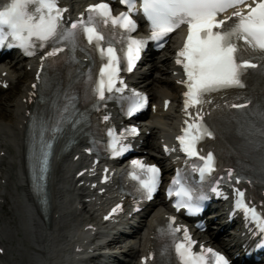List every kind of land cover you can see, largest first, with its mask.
I'll return each instance as SVG.
<instances>
[{
  "label": "snow or ice",
  "instance_id": "obj_1",
  "mask_svg": "<svg viewBox=\"0 0 264 264\" xmlns=\"http://www.w3.org/2000/svg\"><path fill=\"white\" fill-rule=\"evenodd\" d=\"M137 2L120 0L127 11L119 15H113L107 3L90 5L86 18L82 15L70 26H65L67 9L60 7L59 0H11L10 5L0 11V47L7 40L9 47H19L28 56L35 55L37 49L49 48L42 57V70L66 60L79 63L75 58L76 51L85 52L95 66V73L88 69L85 82L93 106L99 110L100 102L106 103L114 93L123 92L126 85L120 72L133 70L148 42L133 38L132 34L137 30L134 15H143L149 24L150 39L160 47L166 37L186 26L187 34L176 54V64L183 68L185 76L181 83L186 88L184 111L188 119L182 129L183 135L177 140L187 157L202 161L194 171L203 179L216 170L213 153L204 154L198 148L202 140L214 137L213 126L209 123L214 115L236 109L254 122L258 119L259 135L264 140V95L254 103L252 97L243 91L249 88V78L259 76L264 79V0H139V9ZM229 10L232 11L227 19L220 18ZM38 79L42 77L38 76ZM132 95L129 116L142 110L147 103L146 96L136 92ZM75 99L74 96L65 99L58 112L61 118L54 125L49 124L47 118H37L34 161L41 182L48 171L55 134L63 130V123L73 122L69 117L75 111ZM103 119L107 121L108 117ZM136 131L133 128L126 133L136 134ZM108 135L111 137L108 147L114 155L119 156L127 150L121 144L125 134L117 136L109 130ZM133 165L140 169V173H133L132 179L137 181L146 198L151 199L159 184L160 170L138 160L133 161ZM220 179L241 182L238 176H233L231 169L227 171V177ZM173 185H179L169 190L170 196L177 197L173 205L177 211L181 208H185L188 214L200 211L193 201L202 200L203 196H196L179 179L174 180ZM236 193V207L243 209L264 233V213L245 203L244 191L236 189ZM174 224L175 218H169L167 230H162L165 243L159 252L150 253L143 264L155 262L156 256L160 257L156 264H228L224 256L211 248L201 246L199 252L194 251L195 242L187 229L178 236L182 230L173 227Z\"/></svg>",
  "mask_w": 264,
  "mask_h": 264
},
{
  "label": "bare ground",
  "instance_id": "obj_2",
  "mask_svg": "<svg viewBox=\"0 0 264 264\" xmlns=\"http://www.w3.org/2000/svg\"><path fill=\"white\" fill-rule=\"evenodd\" d=\"M1 63H3V65H1ZM7 66V63H4L2 61H0V67L2 66ZM151 67L153 69L156 68L154 63H151ZM5 69L8 70V74H9V78L11 79V77L13 76V73L11 71V67H6ZM5 69H2L0 71V74L2 71H4ZM21 71H23V74L25 75V67H21ZM29 75H25V81L26 78H29ZM60 77V73L59 71H57V78ZM164 85H169L168 80L166 78V76L164 74L161 73L160 76L154 78L153 80V89L151 88V90L153 91V96L156 97L158 94H167V92L163 89ZM13 85L11 84L10 87L8 89H6V91H4L3 89L0 88V94H2V97L0 98V119L3 121H6V123H9V125H4L2 126L4 129L1 130L0 134L5 135L6 138H10L13 139V137H15V134L11 133V127H15L18 125L17 123V119H15V116L13 115L12 111L9 108V105L6 104V100L7 98H9L10 95L7 96V91L11 89ZM28 84L25 83V86L22 83V88H25V91L23 93H20V95H18L17 99L21 100L22 97L24 96V94L28 91L27 88ZM16 88V85H15ZM62 87H57L56 91L57 92H61ZM3 98V99H2ZM11 105L18 111L17 113V118H20L21 115L19 114V107L20 105L18 104V102H12ZM176 112H170L167 111L164 113V116H171L174 115ZM162 117H156L151 123H155L153 129H150V132L152 135H157V130L159 129H172L173 128V124L169 123V124H165L162 121ZM157 125V126H156ZM220 129H223L220 128ZM219 132H223V135H225L227 137V141H223V136L222 135H217V140L223 141V145H225V147H233V145H235V140H234V134L232 132L231 129L229 128H224L223 130L219 131ZM158 139L165 137V135H157ZM81 143H79V146H83L86 145V139H82L80 140ZM147 144L149 145V141H146ZM257 145V144H255ZM11 146L10 143H5V141H3L2 139H0V147L2 148L3 151H7L9 150V147ZM259 146L257 145V155L259 154ZM12 152L18 156H20L19 154H22V149L19 148V150H12ZM81 152V149H73L70 153L69 156H73L75 155V153L79 154ZM231 154V153H230ZM234 155H236V153H233ZM256 155V156H257ZM145 156V155H144ZM221 158H230L229 153H225L224 155L221 156ZM233 160L235 161L236 164H242V165H248L249 163L252 164L251 160H243L241 158H237V157H233ZM58 161H61V163L59 164V166L55 169V174L53 175V179H52V184L50 189L52 190V193H50V199H52V201H55V205L54 206H50L53 207L52 211L49 210V216L50 213L53 217L52 219V224L55 225V229H52L49 233L46 239L43 240L44 238V231H42V229L40 230L38 225L39 222L36 224L35 229H33V237L37 240L35 244H32V246L29 248V250L27 251L28 254V258H27V264H47L48 260H50L51 264H81L78 262L79 259L76 260V255H74V247H79V248H83V250L78 253V257L84 255L86 252H89V250H93L94 254H96L97 249H95L94 247H91L90 245L86 246L85 243L80 242L79 236H80V231L81 228L77 227V216L73 215L74 211L73 209L79 205H75L74 203H71L72 199H76L77 194L75 193V189L73 188V184H72V177L74 176V173L71 174V177L68 176L70 167L72 166L70 162H68L67 160H64L62 158H59ZM260 164H264V160L260 161ZM6 170H10V171H17V168L15 166H9L6 167V165L3 163V159L0 157V177L1 175L4 174V172ZM71 173V171H70ZM239 175H244L243 172H239ZM65 176L68 177V181L63 179ZM15 180L18 181L17 186L15 188L14 191V197L18 198L21 200V204L20 205H24L22 208L20 207L18 210V221L21 220V217L23 215L24 209H25V205L26 203L29 202L30 196L29 195H25V192L27 191V182H26V178L21 179L19 176H17L15 178ZM60 185V186H59ZM24 189L23 191H21V189ZM65 187H69V189H65ZM59 193H56V192ZM19 195H21V197H19ZM63 197V199H62ZM102 203H105L106 200L103 198H100ZM92 210V217H93V222L92 224L94 225L95 228H97L98 230H100L102 233L100 234L99 237L95 238V242L99 248V252L100 255L95 256L93 258V262L92 264H112L110 261V255H113L114 258H116L119 255H125V252L130 255H132L131 251L128 249L127 251L122 250V253H117L115 250L116 249H124L121 246L124 244H130L133 240H137L135 242H138L139 244H144V243H148L152 241V238L155 235V230L157 229V227L153 226V223L156 222L159 218H161V216L159 214H157L158 210L157 208H154L151 212H148V217L147 219L153 214V217H150L149 220H145L144 225L142 226V228H140L139 230H143V233L138 234V236H134L136 234L133 233V235L130 234V232L128 235H125L121 241L118 240L117 237V233H113L111 232V230L113 229V227L109 226L108 224H104L101 223L100 220H96L94 218V213H95V209L94 207H91ZM53 211L55 213H53ZM10 214V213H8ZM8 221H9V217ZM99 223H101V225H99ZM127 228V225H125ZM77 227V229H76ZM125 228V229H126ZM132 228V227H131ZM37 229H39V233H37ZM17 231H19V227L17 229ZM1 237L2 239H4L6 237V234L9 233L11 235H15V230L14 228L11 229H7V228H2L1 231ZM61 233V235L59 234ZM107 233H111V235H107ZM226 233V231L224 232ZM223 233V234H224ZM24 234H26L25 230H24ZM73 234H75V237H73ZM35 235H37V237H35ZM79 235V236H78ZM222 235V234H221ZM71 237H73V241L71 239ZM57 239L59 241H57ZM83 241L85 240V237H82ZM116 240V243H113ZM165 238L164 241L162 242V244L165 243ZM41 241H43V243H41ZM64 241V243H63ZM105 243V245L111 246L112 251H110L109 249L106 250L105 253H108L110 251V255L106 256V254L104 253V246L100 247L99 245L102 243ZM219 242V241H218ZM232 243V240H231ZM69 244L72 245L71 247H69ZM57 245V247H55ZM74 245V246H73ZM41 246V249H37V247ZM61 247H63V249H61ZM67 249H69V251H67ZM53 251H55V253H53ZM143 251V249L138 250L135 252V254L141 253ZM35 253H39L40 257V261H33V259H35L36 255ZM70 256V257H68ZM38 259V258H37ZM57 259H59V261H57ZM63 259H65V263H63ZM82 261V260H81ZM99 261H101V263H99ZM86 264H89L86 261ZM118 264H136V262H129V263H125L123 261H121V259L118 261Z\"/></svg>",
  "mask_w": 264,
  "mask_h": 264
},
{
  "label": "rangeland",
  "instance_id": "obj_3",
  "mask_svg": "<svg viewBox=\"0 0 264 264\" xmlns=\"http://www.w3.org/2000/svg\"><path fill=\"white\" fill-rule=\"evenodd\" d=\"M7 93V92H6ZM14 94H13V91H11V98H9L8 100H7V102H12L13 101V99H14V97H15V95L13 96ZM2 97V94H0V98ZM3 99V98H2Z\"/></svg>",
  "mask_w": 264,
  "mask_h": 264
}]
</instances>
